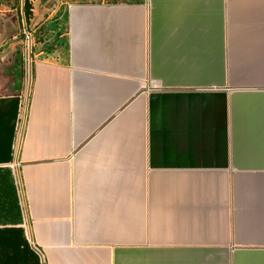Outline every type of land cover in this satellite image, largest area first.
Masks as SVG:
<instances>
[{
	"label": "crops",
	"instance_id": "1",
	"mask_svg": "<svg viewBox=\"0 0 264 264\" xmlns=\"http://www.w3.org/2000/svg\"><path fill=\"white\" fill-rule=\"evenodd\" d=\"M32 1L0 0V264H264V0Z\"/></svg>",
	"mask_w": 264,
	"mask_h": 264
},
{
	"label": "built area",
	"instance_id": "2",
	"mask_svg": "<svg viewBox=\"0 0 264 264\" xmlns=\"http://www.w3.org/2000/svg\"><path fill=\"white\" fill-rule=\"evenodd\" d=\"M26 38H31V33L29 31L26 32ZM16 134H15V140L13 143V155L14 159L11 162V167L14 169H18L20 167V161L18 160V153H19V147H20V141L24 130V113L22 112L17 121H16Z\"/></svg>",
	"mask_w": 264,
	"mask_h": 264
},
{
	"label": "trees",
	"instance_id": "3",
	"mask_svg": "<svg viewBox=\"0 0 264 264\" xmlns=\"http://www.w3.org/2000/svg\"><path fill=\"white\" fill-rule=\"evenodd\" d=\"M33 1L32 0H24V17L26 19V22L29 21L30 15L32 14V8H33Z\"/></svg>",
	"mask_w": 264,
	"mask_h": 264
},
{
	"label": "rangeland",
	"instance_id": "4",
	"mask_svg": "<svg viewBox=\"0 0 264 264\" xmlns=\"http://www.w3.org/2000/svg\"><path fill=\"white\" fill-rule=\"evenodd\" d=\"M54 1H56V0H54Z\"/></svg>",
	"mask_w": 264,
	"mask_h": 264
}]
</instances>
